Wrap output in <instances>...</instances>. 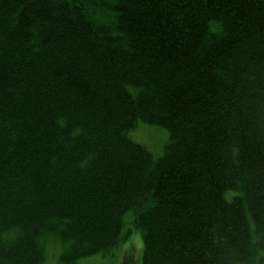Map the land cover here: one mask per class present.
Returning a JSON list of instances; mask_svg holds the SVG:
<instances>
[{
  "label": "trees",
  "instance_id": "obj_1",
  "mask_svg": "<svg viewBox=\"0 0 264 264\" xmlns=\"http://www.w3.org/2000/svg\"><path fill=\"white\" fill-rule=\"evenodd\" d=\"M130 210L143 264H264V0H0V264L107 255Z\"/></svg>",
  "mask_w": 264,
  "mask_h": 264
},
{
  "label": "rangeland",
  "instance_id": "obj_2",
  "mask_svg": "<svg viewBox=\"0 0 264 264\" xmlns=\"http://www.w3.org/2000/svg\"><path fill=\"white\" fill-rule=\"evenodd\" d=\"M129 135L135 142L146 146L155 158L164 155L165 147L170 140L167 129L144 122H139L135 128L129 131ZM135 219L134 210L125 214L122 235L128 237L107 255L95 254L79 259L73 264H143L144 242L141 230L135 226ZM60 242L53 236L42 238L41 243L46 251V259L43 264H71L63 261L66 251L65 246Z\"/></svg>",
  "mask_w": 264,
  "mask_h": 264
}]
</instances>
